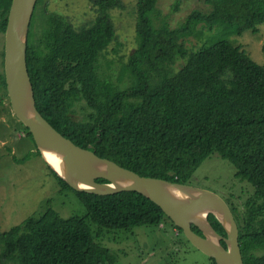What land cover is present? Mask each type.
<instances>
[{
  "label": "trees",
  "instance_id": "1",
  "mask_svg": "<svg viewBox=\"0 0 264 264\" xmlns=\"http://www.w3.org/2000/svg\"><path fill=\"white\" fill-rule=\"evenodd\" d=\"M93 2L100 11L83 27L45 7L43 25L36 30L35 15L44 1L37 4L28 66L39 111L79 147L91 146L97 156L144 177L188 183L214 155L231 162L236 177L254 187L245 212L230 204L240 227L244 261L264 264V66L227 39L193 51L184 44L201 25L213 29L223 24L239 35L258 33L264 24V0H206L212 10H193L177 29L165 20L158 24L159 0H137V48L124 66L131 78L124 89L99 70L100 58L117 39L110 9L120 1ZM12 4L0 0V33L7 32ZM179 61L183 64L175 70ZM3 86L8 93L5 75ZM81 104L85 113L77 119L74 109ZM50 171L76 192L86 216L65 219L49 206L41 216L0 232V264H115L112 250L96 242L91 224L99 227L100 235L130 234L137 227H160L169 220L190 243L147 196L137 191H76ZM209 218L227 237L219 220ZM193 230L203 236L197 227Z\"/></svg>",
  "mask_w": 264,
  "mask_h": 264
},
{
  "label": "rangeland",
  "instance_id": "2",
  "mask_svg": "<svg viewBox=\"0 0 264 264\" xmlns=\"http://www.w3.org/2000/svg\"><path fill=\"white\" fill-rule=\"evenodd\" d=\"M43 1V8L40 7V12L35 15L36 30L43 25L41 12L45 7L65 16L77 28L89 24L100 11L94 0L92 3L91 0ZM119 1L120 5L110 9L117 39L108 53L100 58L99 70L101 76H111L118 87L124 89L131 85L124 66L137 48V0ZM195 9L210 12L212 7L206 0H159L158 24L165 20L177 29ZM221 39L230 40L246 51L254 62L264 66V24L259 26L258 33L246 31L242 35L235 34L223 24L213 29L201 25L194 35L185 39L184 44L193 51ZM182 64L179 61L175 70ZM4 75L5 34L0 33V232L9 231L31 217L41 216L49 206L65 219L86 216L87 209L76 192L65 188L38 154L36 143L13 109L9 91L5 92ZM82 105L74 109L77 119L84 116ZM236 173L231 162L214 155L195 171L188 184L219 193L243 213L254 187L249 181L238 179ZM91 230L96 242L112 250L115 264H211L209 256L187 243L169 220L160 227H137L130 234L105 231L100 235L99 227L93 224Z\"/></svg>",
  "mask_w": 264,
  "mask_h": 264
},
{
  "label": "water",
  "instance_id": "3",
  "mask_svg": "<svg viewBox=\"0 0 264 264\" xmlns=\"http://www.w3.org/2000/svg\"><path fill=\"white\" fill-rule=\"evenodd\" d=\"M38 1L13 0L5 32V81L15 113L30 129L50 169L76 191L98 195L137 191L159 204L188 241L217 264H245L240 227L222 195L188 183L144 177L101 158L91 146L84 149L63 136L39 111L28 66L29 35ZM59 147L69 152L68 164L59 165ZM184 197L191 200L190 205L183 203ZM211 215L223 225L227 237L216 230ZM193 226L203 236L194 232Z\"/></svg>",
  "mask_w": 264,
  "mask_h": 264
},
{
  "label": "bare ground",
  "instance_id": "4",
  "mask_svg": "<svg viewBox=\"0 0 264 264\" xmlns=\"http://www.w3.org/2000/svg\"><path fill=\"white\" fill-rule=\"evenodd\" d=\"M58 151H59V154H58L57 158H58L59 165H63L65 163L68 164V162H69V152L66 149L62 148V147H59ZM190 201L191 200H189L188 198H185V197L183 198V203H186L187 205L191 204Z\"/></svg>",
  "mask_w": 264,
  "mask_h": 264
},
{
  "label": "flooded vegetation",
  "instance_id": "5",
  "mask_svg": "<svg viewBox=\"0 0 264 264\" xmlns=\"http://www.w3.org/2000/svg\"><path fill=\"white\" fill-rule=\"evenodd\" d=\"M39 2V1H38ZM37 8V7H36ZM36 11V10H35Z\"/></svg>",
  "mask_w": 264,
  "mask_h": 264
}]
</instances>
